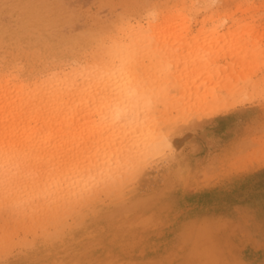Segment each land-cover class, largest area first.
<instances>
[{
    "label": "rangeland",
    "instance_id": "1",
    "mask_svg": "<svg viewBox=\"0 0 264 264\" xmlns=\"http://www.w3.org/2000/svg\"><path fill=\"white\" fill-rule=\"evenodd\" d=\"M184 2L191 12L189 19L193 25L182 32L183 37L163 38L158 33L150 36L152 31L147 25L152 12L175 5L181 7ZM211 2L0 0V77H9L12 85L15 80V83L32 84L54 73H66L77 64L92 61V57L108 62L113 37L121 42L132 40L133 49L128 50L125 66L128 64L135 71L134 90L144 94L146 104L155 97L158 109L155 120L164 126L170 139L159 150L144 155L146 159L142 155L143 162L137 163L141 155L134 158L131 151L127 153L129 145H125L128 149L124 146L127 153L124 155L128 158H124L129 162L135 160V164L128 162V165L136 174L125 169L129 168L127 162L124 168L121 164L120 168L130 176L119 168L122 171L118 170L116 176L124 173L127 176L119 177L123 184L117 178L112 186L119 182L123 186L109 187L107 191L103 188L106 193L100 190L98 203L108 207L113 204V210L112 215L99 217V239L106 238L112 242L111 248L116 247L120 257L115 259V264H122L121 260L125 264H264V0ZM249 5L248 10H243ZM209 10L227 11L231 17L222 15L209 21ZM138 23L146 28L131 31L127 28ZM174 41H179L181 46ZM186 42L191 45L185 46ZM191 50L197 52L195 56ZM172 53H179V59ZM197 56L202 63L198 68L205 66L206 69L202 73H197L198 68L193 64H197ZM175 58L178 64L173 63ZM206 58L216 63L207 69L213 62L205 65ZM182 62H186L188 69H184L188 72L177 73ZM118 64L121 65L116 61ZM196 76L205 82L202 79L198 82ZM221 76L227 78L220 82ZM218 78L220 86L216 84ZM123 80L118 78L115 86L124 88ZM109 82L106 93L114 90V84L110 86ZM157 92L163 93L161 97ZM119 93L124 95L125 91L119 90ZM119 98L120 95L117 101ZM206 99L210 101V106L206 102L209 108L206 104L203 107ZM137 100L134 111L145 106L142 98ZM6 207H2L4 210L0 207V235H6L3 240L0 238V264H32L27 259L31 246L41 243L49 246L50 239L67 232L64 225L71 221L63 214L61 219L67 218L66 223L58 228L52 224L43 231L35 226L23 228L19 212ZM137 215L143 218L142 223L138 222ZM61 244L52 247V251Z\"/></svg>",
    "mask_w": 264,
    "mask_h": 264
},
{
    "label": "bare ground",
    "instance_id": "2",
    "mask_svg": "<svg viewBox=\"0 0 264 264\" xmlns=\"http://www.w3.org/2000/svg\"><path fill=\"white\" fill-rule=\"evenodd\" d=\"M181 4V7L175 5L168 10L157 9L152 12L150 17V19H152L147 25V28H150L152 31L150 36H154L158 33L163 38L174 35L179 39L183 37V35H181L182 32L188 31L193 24L190 25L189 15L191 12L188 5L185 2ZM250 7L249 5L243 10H248ZM208 13L209 21L222 15L231 17L227 11L215 13L213 10H209ZM123 26L125 27V25ZM199 26H201V24ZM127 28L131 31L133 29L143 30V28L146 27L138 23L130 27L127 25ZM211 30L214 31L215 29ZM226 30L225 32H227ZM179 41L176 43L174 41V43L179 44ZM136 42H138V39ZM131 43V38H129V41L127 39L121 42L119 38L113 37L108 49L110 59L108 62H100L98 57L96 60L92 57V61L85 62L84 64H77L78 66L71 67V69L69 68L66 73H54V76H48L46 79L42 77L44 80L41 78L42 81L36 80L33 81L32 84H26L25 82L15 83V80L13 81L14 85H12V79L7 76L4 78L0 77V207L2 208L4 206L5 209L6 206L4 204H7L10 210H16L15 213L18 211L21 219L20 226L23 228L35 226V228L40 227L42 231L47 225L52 224L58 228L66 223L67 218L61 219L63 214L71 218V221L64 225V227H67V232L50 239L48 241L49 246L43 243L38 246H31V253L28 252L29 254L26 255L27 259L30 260L32 264H115V259L120 257L116 247L111 248L109 246V243L112 244V242L106 238L99 239V217L104 214L110 215L113 210V204L108 207L98 203L100 190L107 188V191L111 189L109 187H116L117 189L118 183H116V186H112L113 182H117V178L121 176L123 178L127 176L125 175L127 170H124H129L130 166L128 165V159H126L128 156L124 154L131 151L134 158L141 155L140 158L138 157L136 159L137 161L133 160V162L135 161V163H137L138 160L141 161L142 155H148L149 153L159 150L164 143H169L168 140L170 139L164 126L160 125L158 121L155 120V114L158 112L155 97H153V101L150 104H146V100L143 98L144 94L140 93L137 89L134 90L133 75L135 71L130 68L128 64L125 66L128 61L125 59L129 53L128 50L129 48L133 49V44ZM196 43L197 42H195V44ZM209 44L215 45L213 43ZM186 45L187 42L185 43V46ZM177 46L181 45L179 44ZM176 48L175 45L174 49ZM225 48L226 47H224V49ZM194 50H196V48H194ZM215 50L214 52H216ZM95 51L98 52V50ZM221 51L219 50V52ZM227 51L224 52L227 53ZM160 53H163V51ZM179 53L181 56V51ZM179 53L178 55L176 53L173 55L172 53V56L177 58ZM192 53L195 56L197 52L192 51ZM223 53L220 54V57H222ZM97 54V56H99V53ZM139 54L140 53H138V55ZM94 55L96 56V52ZM164 55H167V53L165 52ZM169 56L171 58V54L168 55V57ZM182 57L183 56H181V58ZM195 58L196 57H194V59ZM198 58L197 64L195 62L196 59L193 60L195 62L193 64H195L197 68L198 65L200 66V64H202L199 63L200 57L197 56V59ZM212 58L214 59L213 55ZM178 59L179 58H177V60ZM177 60L176 62L173 61V63L178 64ZM116 61H119L121 65H116ZM209 61L210 58L207 63ZM182 63V67L180 69L177 68V70L179 69L176 71L177 73L179 71H181V73L187 71V64L184 62ZM207 63H205V65L212 63L207 67L208 69L216 62L212 60L208 64ZM181 64L179 66H181ZM192 65H189V67ZM186 67L187 69H184ZM219 68L222 70L221 66H219ZM182 70H185V72ZM203 70H206L205 66L199 67L197 73H202L201 71ZM192 73L193 72H191V74ZM202 77L197 78L196 76L198 82L199 79L203 81ZM222 77L223 76L219 77L220 82L221 80L223 82L225 78H227ZM118 78H120L121 81L124 79V88H121L119 84L115 86ZM208 78L209 77H207V80ZM219 78L217 79L218 81L216 80V84L220 86ZM104 79L107 80V83L104 82ZM151 79H153V76ZM213 79L215 80L216 77ZM109 80L113 82L111 81L112 83H110ZM189 81L186 82L189 83ZM212 81L213 80H210L211 84H213ZM108 82L110 86L114 84L113 87H115H112V89H114L113 91L111 90L112 92L106 93L104 90L107 89L109 91L108 86L105 88ZM230 82L231 81H229V83ZM226 83L228 85V80ZM202 85L201 83V86ZM227 85L224 86V88L227 87ZM203 87L204 86H202V88ZM204 89L205 88H203V90ZM119 90L125 91L124 95L122 94L123 91L121 93L123 97H121ZM206 90H204L205 93ZM197 91L199 93L198 89ZM161 94L163 93L157 92V96L161 97ZM119 95L121 99L119 98L120 101H117ZM191 95L193 96V92ZM191 95L190 97H192ZM195 96H197V94ZM137 97L138 99L139 97L142 98L145 103L144 108L139 110L140 112L134 111V105H136L135 98L136 101L139 102ZM191 99H193V97ZM206 100L205 103L202 102L204 108L209 99ZM181 103L182 102H180V105ZM208 105L206 104V106ZM139 108H141V106H139ZM178 108L181 111L179 106ZM201 108L202 107H200V109ZM126 139H128L127 141H129V144L125 142ZM125 145H129V151H127V153H125L126 151L124 149H128V147ZM124 156L126 158H124ZM133 157L131 156V158ZM144 158L145 156L142 157V159ZM126 162L129 168L126 167L123 170L126 166L124 163ZM133 162L131 160L129 164ZM141 162H143V160ZM121 164L122 167L124 166L123 168H120ZM138 166H141V164ZM131 167H133L132 164ZM119 168L122 169L123 172H126L124 173L125 176L123 174L121 176L119 174L116 176L120 171ZM132 172L136 174V171L133 170ZM128 175L130 176V174ZM119 180L123 184V179L119 178ZM119 185L123 186L120 182ZM103 191L105 190L103 189ZM4 209L2 208V210ZM151 213L153 212L151 211ZM149 218L152 219V216H149ZM146 220L149 219L146 218ZM142 221L143 218L142 220L139 218L138 222L142 223ZM5 237V234L0 235L1 240ZM62 242L63 244H61ZM58 243L61 244L60 248L58 246V249L52 251V247H55ZM121 262L125 264V260H121Z\"/></svg>",
    "mask_w": 264,
    "mask_h": 264
}]
</instances>
